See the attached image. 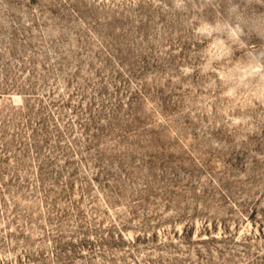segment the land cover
Returning a JSON list of instances; mask_svg holds the SVG:
<instances>
[{
	"label": "rangeland",
	"instance_id": "rangeland-1",
	"mask_svg": "<svg viewBox=\"0 0 264 264\" xmlns=\"http://www.w3.org/2000/svg\"><path fill=\"white\" fill-rule=\"evenodd\" d=\"M0 264H264V0H0Z\"/></svg>",
	"mask_w": 264,
	"mask_h": 264
}]
</instances>
